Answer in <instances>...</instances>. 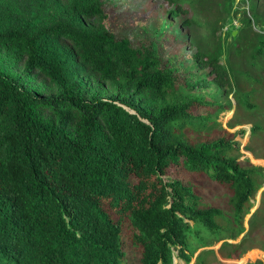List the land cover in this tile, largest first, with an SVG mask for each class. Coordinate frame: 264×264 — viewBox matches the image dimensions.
<instances>
[{"label":"trees","instance_id":"1","mask_svg":"<svg viewBox=\"0 0 264 264\" xmlns=\"http://www.w3.org/2000/svg\"><path fill=\"white\" fill-rule=\"evenodd\" d=\"M4 1L0 264H134L125 247L137 253L136 264H208L199 248L210 238L223 257L260 247L264 190L246 236L235 239L264 185L263 168L240 162L237 140L187 136L189 125L216 121L191 113L202 97L182 98L155 49L115 35L103 0H36L38 8L26 11ZM168 1L175 4L171 15L186 11L179 0ZM243 23L237 53L255 44L249 20ZM257 42L241 69L222 63L220 50H198L195 59L222 93L233 92L229 126L244 124L241 117L253 122L244 149L264 158L263 33ZM180 171L225 188L227 208L201 206L198 187Z\"/></svg>","mask_w":264,"mask_h":264},{"label":"rangeland","instance_id":"2","mask_svg":"<svg viewBox=\"0 0 264 264\" xmlns=\"http://www.w3.org/2000/svg\"><path fill=\"white\" fill-rule=\"evenodd\" d=\"M63 1V0H61ZM257 1V0H256ZM105 8L110 13L111 27L115 35L129 38L135 47H150L157 51L161 64L179 86V94L182 96L190 92L202 97L191 106V113L196 115H206L210 113V118L216 115L215 120L208 119L207 122L216 124L207 128L195 129L191 125L185 130L187 136L192 140H214L223 136L226 139L237 140L239 150L235 151L242 164L248 162L260 165L264 171V158L255 156L251 151L244 149V145L250 140V126L253 122H248L245 117L238 119L240 123L229 126L230 116L234 112L236 100L231 93H222V88L211 82L209 68L201 66L195 59L198 50L207 51L210 54L220 50V60L234 68H243L247 62V56L255 51L253 45L258 44L257 39L264 34V4L257 8L253 7L252 0H210L200 5V0H179L185 12L171 15L170 9L175 4L168 0H103ZM4 3H11L18 6L20 10H34L38 8L36 0H5ZM190 16L194 19L191 24L183 23L185 18ZM249 20L255 44L243 45L241 51L237 53L234 48L236 33L243 27V20ZM184 24V25H183ZM214 38L213 41H209ZM253 40V41H254ZM209 80L207 85L200 84L201 78ZM180 96V97H181ZM200 98V97H199ZM221 102L225 107H212L209 103ZM233 107L229 110L227 107ZM251 120V118L249 117ZM243 131V133H241ZM261 154H264L263 147H260ZM179 176L183 180L192 182L198 187L200 197L199 204H207L213 207L227 208V194L225 188L217 186L215 181L204 175L194 172L180 171ZM264 178V175H263ZM264 185L256 192L252 199L251 209L244 217V232L235 240L244 239L249 230V218L254 210L258 208L261 200ZM192 223V221H191ZM257 238L254 240L260 247L249 249L242 257H223L218 253L219 243L211 242L200 247L199 250L206 251L208 264H249L264 262V224L255 230ZM231 240V239H230ZM262 246V247H261ZM128 257L137 263V253L125 247ZM194 259H192L193 262ZM191 262V263H192ZM174 264H184L182 259L175 258Z\"/></svg>","mask_w":264,"mask_h":264}]
</instances>
